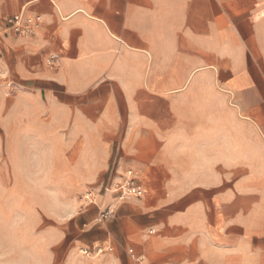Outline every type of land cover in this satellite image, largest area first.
Listing matches in <instances>:
<instances>
[{"label":"crops","instance_id":"1","mask_svg":"<svg viewBox=\"0 0 264 264\" xmlns=\"http://www.w3.org/2000/svg\"><path fill=\"white\" fill-rule=\"evenodd\" d=\"M19 13L42 23L0 25L2 168L65 207L29 264H264V0H0ZM130 169L144 198L101 192Z\"/></svg>","mask_w":264,"mask_h":264},{"label":"rangeland","instance_id":"2","mask_svg":"<svg viewBox=\"0 0 264 264\" xmlns=\"http://www.w3.org/2000/svg\"><path fill=\"white\" fill-rule=\"evenodd\" d=\"M6 163L0 159V264H29L43 246L44 231L59 228L65 207L60 192L23 189L28 176L8 173Z\"/></svg>","mask_w":264,"mask_h":264},{"label":"built area","instance_id":"3","mask_svg":"<svg viewBox=\"0 0 264 264\" xmlns=\"http://www.w3.org/2000/svg\"><path fill=\"white\" fill-rule=\"evenodd\" d=\"M42 23L41 16H27L24 13L14 14L8 16L4 20H0V25L6 27L8 31H11L17 35L32 36L40 28ZM61 57L59 54H55L48 59L49 65L57 64ZM12 83L9 72L5 69L0 61V89L5 86H10ZM101 192L103 194H112L118 201L123 202L130 199H142L146 195V190L141 184L139 174L130 169L122 174H118L109 182L103 185ZM83 208L93 204L92 193L88 192L83 198H81ZM114 211L106 209L100 213L99 222L107 221L112 218ZM102 248H97L98 253H102ZM130 254L136 263L142 261L141 257L134 254L133 250H130Z\"/></svg>","mask_w":264,"mask_h":264}]
</instances>
